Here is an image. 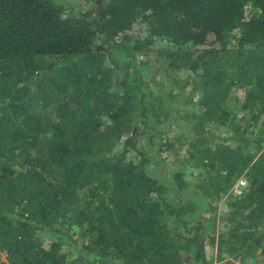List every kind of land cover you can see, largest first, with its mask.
I'll use <instances>...</instances> for the list:
<instances>
[{
  "label": "trees",
  "instance_id": "1",
  "mask_svg": "<svg viewBox=\"0 0 264 264\" xmlns=\"http://www.w3.org/2000/svg\"><path fill=\"white\" fill-rule=\"evenodd\" d=\"M64 10L57 0H0V264H182L190 244L206 264L188 206L169 199L173 185L148 172L136 146L157 135L158 150L172 152L182 135L164 133L158 87L142 76L115 84L94 48L99 34L133 68L153 54L166 72L189 73L175 83L190 128L183 163L214 181L199 195L219 200L247 181L229 194L228 230L209 243L220 260L264 264V0H104L96 22ZM128 31L131 41L118 40ZM223 127L230 135H217ZM172 180L186 185L179 171Z\"/></svg>",
  "mask_w": 264,
  "mask_h": 264
},
{
  "label": "rangeland",
  "instance_id": "2",
  "mask_svg": "<svg viewBox=\"0 0 264 264\" xmlns=\"http://www.w3.org/2000/svg\"><path fill=\"white\" fill-rule=\"evenodd\" d=\"M63 3L65 10L64 14H75L77 16L85 17L92 22H96L95 13L101 8L104 4V0H94L92 2H85L84 0H57ZM134 31H128L119 36L118 40L131 41L133 39ZM100 39L94 43V48L104 51L106 53V65L114 69L115 84L121 85L127 79H138L139 76H142L147 85H151L153 88H159V93L163 97L164 104L168 107L166 113L167 118L164 120L166 128L164 133L168 134V137H175L176 135L181 136L182 138L177 139L178 142H175V148L179 145V148L176 151H167L163 147L158 150L160 138L157 139V135L153 137V144L148 139L147 134H142L138 137L136 146L145 155L148 157L149 162L147 163V169L150 174L158 178L162 183L166 185H173V188L169 191V199L177 205H187V221L192 229V231L197 232L199 237V245L202 247V254L205 257L206 264H227V260H233V264H240L238 258H233L227 254L222 255V259L217 255L216 245L209 243V237L212 234L215 236L222 232L228 230L230 223L229 220L224 219L229 212V206H227V200L230 193H235L232 188L225 193L219 200L209 201L211 198H203L199 195L201 187H204L206 190H210L209 186L212 182V179H207V173L203 169L195 168L192 164V161L189 160L187 163H183L186 160L187 156V138H189V125L184 120L179 119V115L183 113V104L185 101V95L179 93L178 84L176 79H184L187 74V71H179L177 74H173L165 71V66L161 59L155 58L153 54H149V61L147 65H142L143 57H139L135 62V68H133V61L129 58L118 57L115 52L112 50L109 42H103L101 35L99 34ZM159 45L165 46L167 43L160 42ZM138 71V72H137ZM186 88L185 91H187ZM237 95L240 101L244 98V91H237ZM199 95L193 94L190 98V107L191 110L195 113H200L197 101L199 100ZM242 114V112L237 114V118ZM248 120H242V125ZM240 123L239 121H237ZM135 131L141 132L140 126L137 124L134 127ZM153 130L160 132V128L154 126ZM151 132H149L150 134ZM218 136H227L230 135L229 130L226 127L219 128L216 130ZM158 141H156V139ZM132 137L129 136L126 139L121 141L120 148L132 141ZM178 143V144H177ZM126 155L130 159L137 160V156L134 150L130 149L126 151ZM174 171H179L182 174V177L186 181V185L181 189L177 190V187L174 185L172 180V174ZM243 178L246 181L245 177ZM235 184V183H234ZM233 184V185H234ZM247 184V183H246ZM246 186V185H245ZM232 190V192H231ZM198 204L200 209L197 208ZM214 221L213 224L211 222ZM183 227L179 226L176 229V233L182 235ZM192 234L184 235L183 238L187 242H192ZM45 238L50 239V237L45 236ZM190 251L183 253L182 255V264H202L200 261L194 259V245L190 244ZM1 257L4 259V255ZM75 254H69L70 259H74Z\"/></svg>",
  "mask_w": 264,
  "mask_h": 264
},
{
  "label": "built area",
  "instance_id": "3",
  "mask_svg": "<svg viewBox=\"0 0 264 264\" xmlns=\"http://www.w3.org/2000/svg\"><path fill=\"white\" fill-rule=\"evenodd\" d=\"M246 183L243 178H239L236 180L235 184L233 185V190L236 195H240L242 193L243 188L245 187Z\"/></svg>",
  "mask_w": 264,
  "mask_h": 264
}]
</instances>
